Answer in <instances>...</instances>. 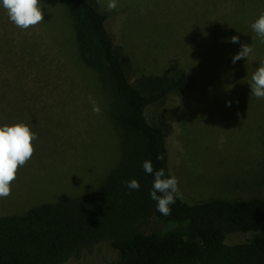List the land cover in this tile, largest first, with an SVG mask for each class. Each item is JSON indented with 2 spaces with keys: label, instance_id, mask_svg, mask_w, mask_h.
Listing matches in <instances>:
<instances>
[{
  "label": "rangeland",
  "instance_id": "374dc122",
  "mask_svg": "<svg viewBox=\"0 0 264 264\" xmlns=\"http://www.w3.org/2000/svg\"><path fill=\"white\" fill-rule=\"evenodd\" d=\"M45 20L22 30L0 3V126L28 124L38 134L35 154L18 170L0 217L88 194L123 156L110 81L79 54L67 0H41ZM98 0L110 18L115 46L141 76L187 72L190 88L148 109L172 125L167 138L172 176L183 200L264 199V99L250 96L252 74L264 64V43L251 28L261 0ZM239 36V43L230 38ZM253 53L233 64L242 44ZM92 97L101 108L92 111ZM245 240L232 237V242ZM109 244L64 264H106Z\"/></svg>",
  "mask_w": 264,
  "mask_h": 264
},
{
  "label": "trees",
  "instance_id": "16d2710c",
  "mask_svg": "<svg viewBox=\"0 0 264 264\" xmlns=\"http://www.w3.org/2000/svg\"><path fill=\"white\" fill-rule=\"evenodd\" d=\"M67 1L82 62L110 81L123 156L86 195L0 217V264H64L103 244L116 252L106 264H264V199L202 204L177 199L168 216L151 199L154 172L163 168L165 178L172 176L167 138L173 128L162 117L151 122L147 111L187 91L190 75H149L132 82L131 61L115 46L107 28L110 16L98 0ZM161 155L164 159H157ZM145 161L152 162L153 174L145 171ZM133 179L138 190L126 186ZM237 236L245 240L232 242Z\"/></svg>",
  "mask_w": 264,
  "mask_h": 264
},
{
  "label": "clouds",
  "instance_id": "9594fccd",
  "mask_svg": "<svg viewBox=\"0 0 264 264\" xmlns=\"http://www.w3.org/2000/svg\"><path fill=\"white\" fill-rule=\"evenodd\" d=\"M0 3L7 11L10 21L22 30L34 28L45 20L44 4L41 0H0ZM117 7V0H108V11H113ZM251 28L261 37V43H264V13H261ZM230 42L239 43V36L231 37ZM253 51L254 49L249 44H242L239 53L232 58L233 64L244 58L248 60ZM249 85L250 96L264 99V64H261L252 74ZM88 99L92 104L93 113L100 115L101 108L97 101L92 97ZM36 140H38V134L32 131L28 124L16 123L0 126V199L11 196V185L18 177L19 168L29 162L35 154L34 141ZM157 159L163 160L164 157L161 155ZM143 167L147 173L153 174L151 161H145ZM126 186L132 190L140 188L139 182L135 179L127 181ZM152 187L150 196L152 200L157 202V211L165 216L171 215L172 208L170 206L174 205L177 199H183L178 178L175 176L165 178V170L161 168L154 172Z\"/></svg>",
  "mask_w": 264,
  "mask_h": 264
}]
</instances>
